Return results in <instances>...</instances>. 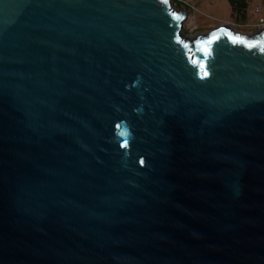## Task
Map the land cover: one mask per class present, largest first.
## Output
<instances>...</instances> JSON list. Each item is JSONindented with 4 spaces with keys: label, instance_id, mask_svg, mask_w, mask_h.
<instances>
[{
    "label": "water",
    "instance_id": "water-1",
    "mask_svg": "<svg viewBox=\"0 0 264 264\" xmlns=\"http://www.w3.org/2000/svg\"><path fill=\"white\" fill-rule=\"evenodd\" d=\"M174 5L0 0V264H264V28Z\"/></svg>",
    "mask_w": 264,
    "mask_h": 264
},
{
    "label": "rangeland",
    "instance_id": "rangeland-1",
    "mask_svg": "<svg viewBox=\"0 0 264 264\" xmlns=\"http://www.w3.org/2000/svg\"><path fill=\"white\" fill-rule=\"evenodd\" d=\"M173 9L186 11L181 34L183 39H193L200 33L225 26L235 32L252 34L264 28V0H251L243 19L234 20L226 0H177ZM182 4V5H181ZM189 9V10H188Z\"/></svg>",
    "mask_w": 264,
    "mask_h": 264
},
{
    "label": "trees",
    "instance_id": "trees-1",
    "mask_svg": "<svg viewBox=\"0 0 264 264\" xmlns=\"http://www.w3.org/2000/svg\"><path fill=\"white\" fill-rule=\"evenodd\" d=\"M231 9V15L234 20L243 19L245 16L246 8L251 0H226ZM175 4H178L177 0H173ZM182 5V4H181ZM189 10V9H188Z\"/></svg>",
    "mask_w": 264,
    "mask_h": 264
},
{
    "label": "snow or ice",
    "instance_id": "snow-or-ice-1",
    "mask_svg": "<svg viewBox=\"0 0 264 264\" xmlns=\"http://www.w3.org/2000/svg\"><path fill=\"white\" fill-rule=\"evenodd\" d=\"M262 50H264V49H262Z\"/></svg>",
    "mask_w": 264,
    "mask_h": 264
}]
</instances>
